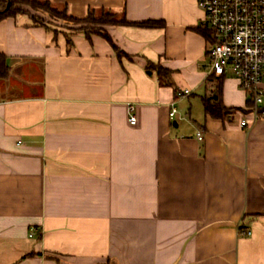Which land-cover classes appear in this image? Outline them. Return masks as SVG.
I'll list each match as a JSON object with an SVG mask.
<instances>
[{
  "label": "crops",
  "instance_id": "1",
  "mask_svg": "<svg viewBox=\"0 0 264 264\" xmlns=\"http://www.w3.org/2000/svg\"><path fill=\"white\" fill-rule=\"evenodd\" d=\"M48 1L162 25L0 20V264H264V118L210 73L197 0Z\"/></svg>",
  "mask_w": 264,
  "mask_h": 264
},
{
  "label": "built area",
  "instance_id": "2",
  "mask_svg": "<svg viewBox=\"0 0 264 264\" xmlns=\"http://www.w3.org/2000/svg\"><path fill=\"white\" fill-rule=\"evenodd\" d=\"M203 11V27L208 31L207 58L210 73L231 75L242 90L251 95L253 106L249 111L253 121L264 118V0H197ZM189 90L177 92L178 96ZM176 112H169L172 118ZM136 117L129 115L134 124ZM248 124L245 117L240 125ZM202 139V132H197ZM249 234V232H248Z\"/></svg>",
  "mask_w": 264,
  "mask_h": 264
},
{
  "label": "trees",
  "instance_id": "3",
  "mask_svg": "<svg viewBox=\"0 0 264 264\" xmlns=\"http://www.w3.org/2000/svg\"><path fill=\"white\" fill-rule=\"evenodd\" d=\"M6 3L7 0H0V20L6 17L14 16L15 14L19 13L20 11L17 8H15V6L17 4L26 3L33 7H37L39 9L44 10L51 17L63 18L65 20L74 23L75 25H79L80 29L84 30L87 37H89L91 33H99L100 30L105 25L133 24L143 27H153V26L155 27L162 25L160 21H151V20L146 22H128L125 19V17L117 18L115 13L106 10H101L99 14H96L94 10H89L84 17H74L68 14L66 9L58 10L56 8H53L48 0L44 2H39L38 0H10L9 7L5 9ZM33 19L37 21L35 18ZM40 23H44V21ZM101 35H103L112 44L115 52L120 57L121 51H119L118 48L115 45H113L109 36L106 33H102ZM147 68L156 69L158 71L160 79L162 80L166 79L169 75V70L161 66H153L151 64H148ZM8 73H9V65L7 63V60L3 54H0V79L5 78L8 75ZM220 85H221L220 82L216 84L214 93L211 96L203 97L204 110L207 114H209L212 117H223L224 115L230 113L231 111V109L225 107L221 101ZM249 100L251 106L250 107L248 106V112L251 110L253 106L251 95ZM239 230L243 231L242 228L240 227Z\"/></svg>",
  "mask_w": 264,
  "mask_h": 264
},
{
  "label": "rangeland",
  "instance_id": "4",
  "mask_svg": "<svg viewBox=\"0 0 264 264\" xmlns=\"http://www.w3.org/2000/svg\"><path fill=\"white\" fill-rule=\"evenodd\" d=\"M39 2H44L46 0H38ZM15 8H17L20 12H28L32 15L33 18H35L38 22H49V21H58L61 24H69V25H75L74 23L65 20L63 18H55V17H51L47 12H45L42 9H39L37 7H33L29 4L26 3H22V4H17L15 6ZM44 16V17H43Z\"/></svg>",
  "mask_w": 264,
  "mask_h": 264
},
{
  "label": "water",
  "instance_id": "5",
  "mask_svg": "<svg viewBox=\"0 0 264 264\" xmlns=\"http://www.w3.org/2000/svg\"><path fill=\"white\" fill-rule=\"evenodd\" d=\"M9 5H10V0H7L5 9H7L9 7Z\"/></svg>",
  "mask_w": 264,
  "mask_h": 264
}]
</instances>
